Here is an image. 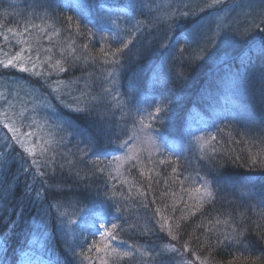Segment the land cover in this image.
Masks as SVG:
<instances>
[{
    "label": "trees",
    "instance_id": "1",
    "mask_svg": "<svg viewBox=\"0 0 264 264\" xmlns=\"http://www.w3.org/2000/svg\"><path fill=\"white\" fill-rule=\"evenodd\" d=\"M153 2L77 0L73 7L77 11L64 13L62 5L70 8V0H55L52 9L60 22L53 31L44 28L39 17L29 20L31 14L37 15L32 6L37 1L0 0V60L11 45L53 47L42 61L52 60L53 66L33 67L29 60L31 70L18 74L42 94L54 86L56 92L48 101L58 118L55 124L60 121L61 128L69 127L72 149L69 158H57L51 167L46 158L51 148L59 155L65 152L62 141L48 140L47 153L38 155L32 166L27 159L17 165L0 153V240L16 252L36 234L50 250L30 260L20 253L10 256L5 249L0 264H146V260L164 264L165 259L153 250L166 242L160 229L177 237L174 241L191 261L199 256L198 261L205 259L207 264H264V103L249 97L246 111L239 115L210 119L208 107L217 94L216 68L192 59L194 46L184 36L192 23L176 25L178 20L170 19L171 28L165 26L167 16H155L158 8L152 7ZM244 34L233 38L230 59L219 68L256 69L264 84V52L254 45L245 50L249 42L242 43ZM117 48L122 50L117 53ZM1 66L4 77L8 72ZM111 71L122 74L114 79L121 98ZM128 76L134 79V102L124 107L127 93L120 85ZM81 89L85 96L79 99ZM188 93L196 95L198 105L187 99ZM149 113L158 119L149 120ZM141 119L151 123L148 132H156L165 147L125 161L145 146L129 134L131 127L140 128ZM196 120L200 125L190 127ZM190 135H203V147L209 151L200 154ZM239 172L243 178L228 181V176ZM249 180L263 185L261 199L242 195ZM236 182L238 191L237 184L233 188ZM205 187L212 198L206 196ZM229 199L241 206L229 205ZM112 223L118 227L112 229ZM106 229L115 239L102 235ZM241 229L242 243L223 242ZM105 241L132 256L105 257Z\"/></svg>",
    "mask_w": 264,
    "mask_h": 264
},
{
    "label": "rangeland",
    "instance_id": "2",
    "mask_svg": "<svg viewBox=\"0 0 264 264\" xmlns=\"http://www.w3.org/2000/svg\"><path fill=\"white\" fill-rule=\"evenodd\" d=\"M35 1L43 3L42 0ZM171 3H178L180 8H176V6ZM208 3H210V0H155L152 7L158 8V15L154 13L155 16H167V23L165 26H169V28H171V25L169 24L170 19H175L173 22H176L177 19L178 22L176 25H178L180 21L184 22L189 20L190 23H192V25L188 27L189 32H186L184 36L185 39L190 41L194 46L193 54H195V58L192 57V59H197L195 62L205 60L211 67L213 66V68H216L218 65L217 62L223 61L225 58H230L231 55H229V53L231 50V44L233 43V38L240 36L238 35L240 32L245 33L242 38V43L249 42V44L244 48L245 50L248 46L253 45V49L258 46L261 48V36H264V33L259 34L260 32L257 31L255 25L260 24L261 27H264V24L261 23V19L264 18V0H222V3L219 5L206 7V4ZM32 6L38 16L36 14H31L29 19L30 21H33L34 17H39L38 19L40 23L44 25V28H51L53 31H55V28H59L58 24L60 21L56 19V12H49L41 5L32 4ZM181 8L182 10H187L182 12ZM174 11L178 12V14H174ZM183 13H187V15H183ZM162 21L165 23V19ZM34 26L36 27V30L41 29L37 25ZM192 29L193 32L191 33L190 31ZM257 32H259L258 35H256ZM34 33L33 29V34ZM213 37L215 38L213 39ZM33 40L35 41L36 38L33 37ZM24 44L25 45L20 44V46L11 45L8 52H4L5 57L3 61L5 62H7L8 59L15 57L17 53L20 54L21 59L14 61L16 67L9 66L5 68L3 65L1 66V69L8 73L4 77L0 76V153L3 154L5 152L10 160L17 163V165L22 164L20 160L23 161L27 159L29 166H32L31 162L35 160V158H38V155L47 153L48 150L46 142L48 140L54 142L62 141L65 152L63 154L60 153V156L59 152L51 148L50 154L46 158L49 166L51 167L53 166V161L55 159L60 157L67 159L70 157L72 151L69 143V137L66 134L69 127L63 129L60 126L57 128V126L54 125L52 117H56V115L52 110L53 108H51L47 101L49 96H53L55 94L56 89L53 85H49L47 93L42 94L35 88L29 86L21 76H18V73L21 72V65L24 68L29 69V71L31 70L27 66V62L30 59L35 67H39L41 65L42 68L48 69L53 66L54 62L52 60L42 62L44 59V53L51 50L53 47H38L37 43V45L34 46V49H32L30 46H27L30 43L24 42ZM227 47H229V52H226ZM213 54L217 57H214V59L219 61L213 60ZM164 64L166 69H169L170 64L168 62H164ZM235 72L239 77V82L236 83L234 80H231L229 83L232 86H226L227 100L232 102L235 106L240 107V111H246L245 107L251 99L245 98L244 96L249 95L250 97H259L260 95H256L263 91L264 85L261 83V78L259 77V73L256 69L245 74V68L241 67L240 71ZM10 73L12 74L10 75ZM113 75L114 77H112V82L115 84L114 88L117 90L118 97L121 98L117 82L114 81V79L118 76H122V74L119 72V74L113 73ZM255 78L258 79L255 80ZM122 80L123 83L120 85V88H125L124 93H127V100L129 102V104L127 102L124 107H130V105L134 102V96H132L134 91V79L133 77L128 76ZM111 88H113L112 85ZM84 96L85 94L82 91L79 93L78 98L82 99ZM257 100L264 103V98H257ZM208 108L210 110V114L216 117L215 111L211 107ZM217 115H222V113L217 112ZM49 122L51 124H48ZM5 124L18 129V132L14 134L9 130V128L5 127ZM47 125L50 127H46ZM3 130L6 131V134H10L11 140H8L7 136H5L2 132ZM55 130H58L59 133ZM138 130H135L134 128L133 131L131 127L129 134H133L134 140L143 141V133L139 134V136L134 135V132H137ZM149 134L152 138L151 143H145L144 148L135 150L132 157L140 155L145 151H147L148 154H151L150 151L152 149H150V147L152 144L156 145V149L158 148V145H160L158 140L159 135L156 132L154 135L151 133ZM197 141L204 142L205 140H202L198 136L196 138V142ZM21 142H23V145ZM26 147L34 148L35 155H30L26 152ZM18 149L23 152L22 155L19 153ZM42 149H44V151H42ZM39 176L40 178L43 177V173H40ZM247 190L250 191L251 188H247ZM238 200L239 202L241 201L240 198ZM261 217L262 219L264 218L263 215ZM156 223L161 225V223L157 220ZM160 230L164 233V240L166 242L161 249L160 247L154 246L153 250L156 253L159 252L160 256L165 259L164 264H200L201 261H191L187 259L184 256V254L187 253L185 248H182L179 244H177L163 229ZM108 231L109 230L106 229L105 233ZM104 237L109 238L107 235ZM2 241L3 240H0V255H6L4 250L7 249L9 253L8 255L10 256H15L20 253L24 255L25 258L28 257V259L32 260L40 259L38 257L39 255L44 256L50 252V250L46 247L44 240L36 234L30 237L27 247L16 252L10 250L7 244L4 245ZM105 245L109 246L107 251L110 252L112 248H116L115 246L107 243V241H105ZM105 245L103 247L105 257L110 258L111 255L114 254L107 253ZM244 245H246V243H244L243 246ZM3 260H5L4 257ZM146 264H149V260H146Z\"/></svg>",
    "mask_w": 264,
    "mask_h": 264
},
{
    "label": "snow or ice",
    "instance_id": "3",
    "mask_svg": "<svg viewBox=\"0 0 264 264\" xmlns=\"http://www.w3.org/2000/svg\"><path fill=\"white\" fill-rule=\"evenodd\" d=\"M221 3H222V0H210V3L206 4V7H214V6L219 5ZM183 15H187V13H183ZM68 20L71 21L72 18L69 17ZM112 23L115 25L116 22L113 21ZM138 23H141V22H138ZM261 23L264 24V18L261 19ZM76 27L79 28V25L77 24ZM255 27H256L257 31H259L260 33H264V27H261L260 24L255 25ZM8 31L11 32L12 29H8ZM214 38L215 37H213V39ZM5 39H7V37H5ZM86 47H87V45H85V48ZM124 47H127V44H124ZM121 50H122L121 48H117L116 49V52L119 53ZM260 51L261 52H264V36H261V48H260ZM20 59H21V56H20L19 53H17V55L15 57H13L12 59H8L7 62L0 60V64H2L5 68H7L9 66L16 67V64L14 63V61L20 60ZM56 63H57V65H59L60 64V61H57ZM33 67H35V65H33ZM60 70L63 71L64 69L63 68H60ZM21 71H25L26 72V71H29V69L24 68L21 65ZM114 99H115V97H114ZM78 110L79 111H83V109H78ZM161 111H162V109L159 108V107L156 109V113H160ZM148 118H149V120H151V119H158V116H155L154 117L152 113H149V117ZM139 123H140V128H139V130L137 132H134V135L135 136H139V134L143 133L144 136H143V141L142 142L149 143L150 144L152 138H151L148 130L151 128V123H145L144 119H141L139 121ZM5 127L9 128V130L12 131L14 134L18 132V129H16V128L8 125V124H5ZM28 135H30V134H28ZM131 138L132 137H130V139ZM21 143L23 145V142H21ZM125 143H127V142H125ZM25 151L28 152L30 155H35V149L34 148H28V147H26L25 148ZM42 151H44V149H42ZM163 162L164 161H161V163H163ZM32 163L33 164H36L37 161L36 160H33ZM173 171L175 172L176 169L174 168ZM196 191L199 192L200 189L197 188ZM204 191H205V194H206V196L208 198H212L213 193H212L211 190H209L207 187H205ZM69 223H73V221L70 220ZM100 227L101 228H104L105 225L104 224H101ZM117 227L118 226L115 223H112L111 224V228L112 229H116ZM162 227H163V225H162ZM176 227H179V225L177 224ZM169 234L171 235V228H169ZM242 234H243V229H241L239 232L235 233L232 236H225L223 242H228V243H242L243 242L241 240ZM102 235H107L108 237H110L112 239H115V237H114V235H113V233L111 231H108L106 233H102ZM172 238L173 239H176L177 237L176 236H173ZM262 239H264V236H262ZM217 242L218 243H221V241H219V240ZM107 247H108V245H105V248H107ZM185 247H187V245H185ZM99 250H100L99 247H97V251H99ZM111 253L115 254L117 257H130V256H132V252H130V251H121L120 249H117V248H112L111 249ZM197 259L200 260V257L198 256ZM105 264H106V262H105ZM200 264H207V262L204 261V260H201Z\"/></svg>",
    "mask_w": 264,
    "mask_h": 264
},
{
    "label": "bare ground",
    "instance_id": "4",
    "mask_svg": "<svg viewBox=\"0 0 264 264\" xmlns=\"http://www.w3.org/2000/svg\"><path fill=\"white\" fill-rule=\"evenodd\" d=\"M123 67H124V66H123ZM257 79H258V78H255V80H257ZM217 80H218L217 83L214 82V85H217V86H218V90H219V91H224V89L226 88V86H232V85L229 83L231 80H234L236 83H238V82H239V77H238V76H234V75L227 76L226 73H221ZM261 83H262V79H261ZM263 85H264V84H263ZM263 85H262V87H263ZM82 91H83V89L80 90V92H82ZM259 95H260L259 98H261V99L264 98L263 91L259 92ZM186 97H187L188 100H190V101L193 102L194 104L198 105V100H197L195 94H193V93H188V94H186ZM244 97H245V98H249L250 96H249V95H246V96H244ZM185 107H186V106H185ZM221 116L223 117L224 115H221ZM235 139H236V138H235ZM243 139H245V138L243 137ZM245 140H247V139H245ZM236 143H237V141H236V142L234 141V143H233V146H234V147H237V144H236ZM218 155L221 156L220 153H219ZM243 176H244V175H243V172H239L238 175H237V174H233V175H231V176H228V181H232V180H235V179H237V178H243ZM236 184H237V182L235 183V185H233V188H235ZM230 187H231V182H230ZM228 204H229V205L231 204V205H232L233 207H235V208L241 206V204H240L239 202H237V201H235V200H233V199H229Z\"/></svg>",
    "mask_w": 264,
    "mask_h": 264
}]
</instances>
